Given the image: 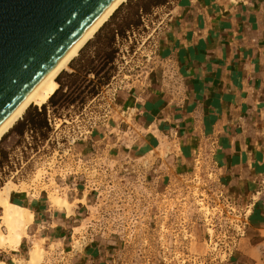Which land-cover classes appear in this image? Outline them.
<instances>
[{
    "label": "rangeland",
    "instance_id": "obj_1",
    "mask_svg": "<svg viewBox=\"0 0 264 264\" xmlns=\"http://www.w3.org/2000/svg\"><path fill=\"white\" fill-rule=\"evenodd\" d=\"M175 2L123 3L58 77V91L43 106H31L0 141V158L9 153L0 188L17 184L12 200L45 207L47 219H76L63 240L41 239L42 224L33 221L13 262L7 257L16 250L0 248L6 264H30L34 241L44 249L36 264H83L90 249L100 264H227L235 257L252 201L226 190L215 144L199 145L186 163L169 132L142 154L140 138L148 132L137 119L140 111L120 99L121 92L158 81L178 92L177 69L159 45ZM116 29L120 35L109 47L106 37ZM112 49L110 70L103 61ZM45 115L57 119L55 128L31 133L29 122ZM54 192L72 204L69 218L66 209L51 206Z\"/></svg>",
    "mask_w": 264,
    "mask_h": 264
},
{
    "label": "crops",
    "instance_id": "obj_2",
    "mask_svg": "<svg viewBox=\"0 0 264 264\" xmlns=\"http://www.w3.org/2000/svg\"><path fill=\"white\" fill-rule=\"evenodd\" d=\"M171 9L173 22L159 45L177 69L178 92L158 81L120 99L140 111L148 132L140 138L142 154L169 132L186 163L199 145L215 144L226 190L252 201L246 233L227 264H264V0H176ZM27 207L42 224L41 239H65L76 221L47 219L45 207ZM95 253L87 251L83 264H100ZM19 255L17 249L7 258Z\"/></svg>",
    "mask_w": 264,
    "mask_h": 264
},
{
    "label": "water",
    "instance_id": "obj_3",
    "mask_svg": "<svg viewBox=\"0 0 264 264\" xmlns=\"http://www.w3.org/2000/svg\"><path fill=\"white\" fill-rule=\"evenodd\" d=\"M113 0H0V124Z\"/></svg>",
    "mask_w": 264,
    "mask_h": 264
},
{
    "label": "bare ground",
    "instance_id": "obj_4",
    "mask_svg": "<svg viewBox=\"0 0 264 264\" xmlns=\"http://www.w3.org/2000/svg\"><path fill=\"white\" fill-rule=\"evenodd\" d=\"M126 1L127 0H113L8 115L0 124V141L23 118L31 106L41 107L49 101L59 89L58 77L61 73L70 71V64L72 61ZM18 189L17 184L11 181L6 182L5 185L0 188V248L17 250L21 246L23 239L30 236L28 228L33 224L35 214L29 207L12 200V193ZM20 190L23 191L24 188L21 187ZM50 202L51 206H57L59 210L66 209L68 216L71 214L72 204L67 198L50 193ZM41 243L42 242L34 241L32 244L28 255V262L30 264H36L42 258L44 249ZM0 264H6V262L0 260Z\"/></svg>",
    "mask_w": 264,
    "mask_h": 264
},
{
    "label": "trees",
    "instance_id": "obj_5",
    "mask_svg": "<svg viewBox=\"0 0 264 264\" xmlns=\"http://www.w3.org/2000/svg\"><path fill=\"white\" fill-rule=\"evenodd\" d=\"M155 3L158 4L159 2H155ZM117 35H120L119 30L117 31V29H116V32L115 31H110L109 35H107L106 43H107V45L109 47H112V45L115 43V38H116ZM104 60H105V61H103L104 65H106V67H107L110 64L111 67H109V69L110 70L113 69L114 68L113 64L116 63V50L112 49L109 53H106L105 57H104ZM90 72H93V70L88 69L87 73L89 74ZM110 78H111V76L107 75V80L108 79L110 80ZM109 80L107 82H109ZM95 94H97V92ZM41 127H45V128L50 127L49 124H48V119H47L46 115L44 116V118H41V119H38V118L34 119L33 118L28 124V130L32 131L33 133H36V135L39 132V129ZM8 155H9L8 152L7 153L3 152V155L0 158V170L2 168L1 165H3V161L5 159H6V161L8 160Z\"/></svg>",
    "mask_w": 264,
    "mask_h": 264
},
{
    "label": "built area",
    "instance_id": "obj_6",
    "mask_svg": "<svg viewBox=\"0 0 264 264\" xmlns=\"http://www.w3.org/2000/svg\"><path fill=\"white\" fill-rule=\"evenodd\" d=\"M59 120H61L60 118H59ZM57 119L54 117L53 119H51V117H50V115H49V118H48V124H49V126L51 127V128H55V125L57 124ZM64 122H66V120L64 119ZM61 124L63 125V122H61ZM31 133H32V131H30ZM176 134V133H175ZM171 135H172V133H171ZM49 139H50V137H48L47 138V141H49ZM76 141V139H74L73 140V142H75ZM137 171H139V169L137 170ZM157 171V170H156ZM11 172H12V174H13V169L11 170ZM15 172H17V170H15ZM156 173V172H155ZM73 176H75L73 179L75 180L76 179V175L78 174V171H74L73 173ZM61 189H63V188H60V190ZM57 191H58V189H57ZM83 204V203H82ZM249 212V211H248ZM248 221H249V219H243V226L244 227H246L247 225H248Z\"/></svg>",
    "mask_w": 264,
    "mask_h": 264
}]
</instances>
